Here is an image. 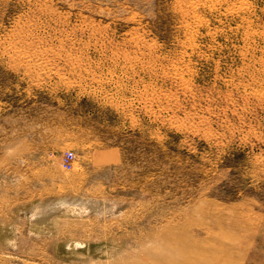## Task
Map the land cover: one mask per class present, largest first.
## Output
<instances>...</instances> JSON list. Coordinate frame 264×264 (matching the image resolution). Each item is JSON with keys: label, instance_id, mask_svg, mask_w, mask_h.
I'll list each match as a JSON object with an SVG mask.
<instances>
[{"label": "rangeland", "instance_id": "374dc122", "mask_svg": "<svg viewBox=\"0 0 264 264\" xmlns=\"http://www.w3.org/2000/svg\"><path fill=\"white\" fill-rule=\"evenodd\" d=\"M0 264H264V0H0Z\"/></svg>", "mask_w": 264, "mask_h": 264}, {"label": "built area", "instance_id": "2783aa9c", "mask_svg": "<svg viewBox=\"0 0 264 264\" xmlns=\"http://www.w3.org/2000/svg\"><path fill=\"white\" fill-rule=\"evenodd\" d=\"M74 159L75 152L73 150H67L64 157L62 158V164L67 168H72Z\"/></svg>", "mask_w": 264, "mask_h": 264}]
</instances>
